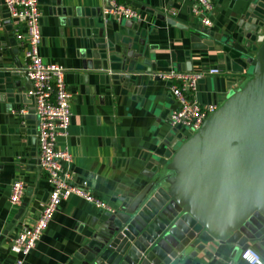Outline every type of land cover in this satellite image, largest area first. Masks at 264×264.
I'll list each match as a JSON object with an SVG mask.
<instances>
[{
  "label": "crops",
  "instance_id": "obj_1",
  "mask_svg": "<svg viewBox=\"0 0 264 264\" xmlns=\"http://www.w3.org/2000/svg\"><path fill=\"white\" fill-rule=\"evenodd\" d=\"M109 1L39 0L40 53L66 68L73 93L68 134L58 138V146L71 152L69 166L77 179L87 178L89 189L116 207L135 187L132 177L146 161L169 153L181 135L169 121L176 105L170 83L154 73L220 68L201 79L196 97L203 105L221 106L252 76L248 57L255 51L247 36L262 20L264 0H212L211 26L194 14L193 0H118L140 3L139 20L106 19L103 7ZM226 40L240 41L249 54L230 56ZM143 44V56L134 58ZM24 47L0 0V87L5 83L19 92L13 97L0 89V264L18 257L10 244L23 225L33 224L51 189L39 162L35 114L12 112L32 105ZM17 178L25 182L22 204L10 201ZM103 213L77 194L63 200L24 264L79 263ZM251 247L264 258V238L251 241ZM241 251L236 243L214 240L185 264H246Z\"/></svg>",
  "mask_w": 264,
  "mask_h": 264
},
{
  "label": "water",
  "instance_id": "obj_2",
  "mask_svg": "<svg viewBox=\"0 0 264 264\" xmlns=\"http://www.w3.org/2000/svg\"><path fill=\"white\" fill-rule=\"evenodd\" d=\"M259 16L247 36L255 51L248 57L251 78L190 137L176 129L181 135L169 153L143 159L139 176L132 177L135 187L117 199L115 212L98 218L77 264H185L214 240L246 249L264 238V15ZM226 41L230 56L249 54L240 41ZM144 49L145 44L134 58ZM4 85L0 89L9 96L19 93Z\"/></svg>",
  "mask_w": 264,
  "mask_h": 264
},
{
  "label": "built area",
  "instance_id": "obj_3",
  "mask_svg": "<svg viewBox=\"0 0 264 264\" xmlns=\"http://www.w3.org/2000/svg\"><path fill=\"white\" fill-rule=\"evenodd\" d=\"M193 1L194 14L200 18L204 26H211L215 9L213 1ZM3 4L7 9L16 38L22 46H25L24 72L30 82L26 95L32 104L31 107L13 109L12 112L23 116L32 111L35 114L39 162L51 185L48 199L44 202L38 217L33 224L23 225L10 244V249L18 254L12 264H24L25 257L35 248L62 201L71 195L77 194L85 198L104 212H115L116 207L96 196L89 189L87 178L77 179L76 173L69 166L72 161L71 152L67 147L58 146V138L68 134L73 93L66 83V68L57 63L46 62L40 53L42 11L39 0H3ZM103 14L106 19L110 15L129 20H139L142 17V12L137 7L118 0H110L103 7ZM220 72L221 69L216 67L206 71L170 69L154 73L155 76L170 83L176 105L170 113L169 121L171 126L182 131L186 138L199 130L206 118L217 110L216 104L203 105L196 95L202 78L207 74ZM24 195L25 182L17 178L12 184L11 203L22 204ZM249 253L252 254V259H258L264 264L261 253L251 246L241 251V258L246 264H250V259H246Z\"/></svg>",
  "mask_w": 264,
  "mask_h": 264
},
{
  "label": "clouds",
  "instance_id": "obj_4",
  "mask_svg": "<svg viewBox=\"0 0 264 264\" xmlns=\"http://www.w3.org/2000/svg\"><path fill=\"white\" fill-rule=\"evenodd\" d=\"M252 254L249 253V255L246 257V259H250V264H262V262L258 259H252Z\"/></svg>",
  "mask_w": 264,
  "mask_h": 264
},
{
  "label": "rangeland",
  "instance_id": "obj_5",
  "mask_svg": "<svg viewBox=\"0 0 264 264\" xmlns=\"http://www.w3.org/2000/svg\"><path fill=\"white\" fill-rule=\"evenodd\" d=\"M252 72H253V67H251V73H252ZM246 82H247V81L243 82V83L241 84V87H243V86L246 84ZM241 87H240V88H241Z\"/></svg>",
  "mask_w": 264,
  "mask_h": 264
}]
</instances>
